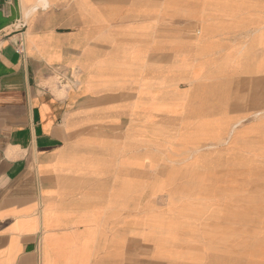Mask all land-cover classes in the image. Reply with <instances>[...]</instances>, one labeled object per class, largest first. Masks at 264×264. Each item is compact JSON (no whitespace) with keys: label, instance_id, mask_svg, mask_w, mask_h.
<instances>
[{"label":"crops","instance_id":"obj_1","mask_svg":"<svg viewBox=\"0 0 264 264\" xmlns=\"http://www.w3.org/2000/svg\"><path fill=\"white\" fill-rule=\"evenodd\" d=\"M191 62L204 63L200 91L170 92L186 88ZM54 67L76 85L53 87ZM249 78L256 89L237 87ZM160 85L166 103L213 101L210 160L264 161V119L242 116L264 114V0H0V264L229 257V244L213 250V219L173 210L170 173L153 169L170 143L143 134L152 127L138 108Z\"/></svg>","mask_w":264,"mask_h":264},{"label":"rangeland","instance_id":"obj_2","mask_svg":"<svg viewBox=\"0 0 264 264\" xmlns=\"http://www.w3.org/2000/svg\"><path fill=\"white\" fill-rule=\"evenodd\" d=\"M196 36V33L187 35L190 38ZM201 37L202 35H199L196 41L199 42ZM194 64L198 65V71H195ZM201 64L204 63L187 64L186 68L190 74L187 73L186 88L181 90L177 87V83H169L170 92L186 91L188 93L192 90V93H198L202 85L201 79L208 78L205 73L200 75ZM205 69L203 67L204 72H206ZM240 84L242 83H236L237 87L244 86L249 90L258 87L257 82L250 78L244 85ZM161 89L160 85L147 108L144 106L138 108V111L142 110L144 112L142 114L147 113L148 126L152 127L142 128L143 134L153 138L155 144H160L162 138L170 143L168 160L162 163L160 158L157 159L153 168L159 171L156 175L161 174L165 169L170 173L169 180L164 178L169 184L166 195L170 207L180 212L182 211L179 207H186L183 212L194 214L201 223L213 219V246L216 245L213 250H224L225 243L229 244L232 250L227 259H213V264H264V161L210 160L213 158L210 155L213 154V146L206 145V143L213 142V112H211L213 101L203 97L200 101L202 106H205L204 109L193 102L177 103L176 99L166 103L160 97ZM158 95L159 97L156 98ZM234 100L235 104L241 106L256 104V101L247 97ZM194 105H197L195 111L193 110ZM183 107H186L184 109L186 113L178 114ZM147 109L156 113V117L159 118L158 122L155 120L150 124L154 116L150 115ZM242 116L254 122L264 119V114L259 115L258 112H246ZM160 119L163 121L169 119L170 126L167 131L164 130L165 134L162 127H166V124H162ZM242 120L243 118H238L234 126L241 124ZM251 141L259 142L257 139ZM174 142H178L179 147L173 150L171 143ZM251 144L254 143L251 142ZM152 152L157 154L159 151L153 149ZM177 158L179 161H176ZM194 182L201 185L195 189L184 186L193 185ZM177 188H182L183 191L179 192ZM194 194L196 195L193 197ZM163 206L164 201H160L155 209L162 211Z\"/></svg>","mask_w":264,"mask_h":264},{"label":"built area","instance_id":"obj_3","mask_svg":"<svg viewBox=\"0 0 264 264\" xmlns=\"http://www.w3.org/2000/svg\"><path fill=\"white\" fill-rule=\"evenodd\" d=\"M18 47L19 51L24 54V46L22 42H19ZM50 77L52 78V86L55 88L67 89L76 85L74 79L70 75L67 77L59 67L51 69ZM69 79L70 81H68Z\"/></svg>","mask_w":264,"mask_h":264}]
</instances>
